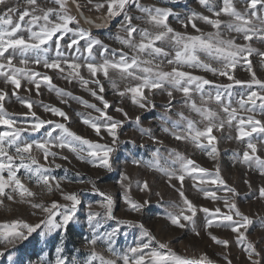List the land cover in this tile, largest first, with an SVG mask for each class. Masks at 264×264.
I'll list each match as a JSON object with an SVG mask.
<instances>
[{
	"label": "snow or ice",
	"instance_id": "snow-or-ice-1",
	"mask_svg": "<svg viewBox=\"0 0 264 264\" xmlns=\"http://www.w3.org/2000/svg\"><path fill=\"white\" fill-rule=\"evenodd\" d=\"M6 2L7 0H0V4H5ZM51 2L58 7L44 9L39 7L38 0H25L27 5L32 6L31 11L25 9L23 12H19L16 22L9 15V13H17L16 8H8L7 11L0 14V78H3L2 82L5 85L13 86L11 96H15L17 101L27 109V112L23 113L25 119L21 123L5 111L4 101L9 97V93L4 89H0V125L5 127L4 131H0V198H6L7 201L14 203H29L33 209H38L45 214L36 224H29L23 220H14L0 225V243H4L5 247H7L8 245L25 241L38 229L41 230V236L50 235L58 230L66 231L70 222H73L74 217H76L78 205L81 203L78 193L63 191L61 182L51 175V164H54L56 168L61 167L59 164H55L56 158L68 160V157L61 155L60 151H52V149L61 151L66 149L68 152L75 154L77 159L94 167L103 168L109 172L113 170L111 157L114 152L113 147L94 143L83 138L71 131L66 123L40 118L33 111V102L22 99L18 95V91L22 87V81H25L27 85L34 86L37 95H40V88L43 84L48 87L50 92H55L61 103H67L65 98L77 99L72 97L71 93L57 88L52 83L51 76L41 74L39 71L29 67L30 64H34L37 67L42 66L48 70H55L59 73H67L62 78L66 79L68 83H72L74 78L77 79L81 86L88 90L91 96L103 106L102 108L97 107L96 104L81 100L80 102L85 107L99 113V116L95 118H82V123L91 128L97 136H101V128H103L111 136L113 144L118 140L117 129L122 126L123 121L117 120L107 112L111 105L102 95L105 87L99 78L101 75L114 89L117 85L115 79L110 76V72H114L121 79L131 78L139 81L134 86L126 87L123 91H118L116 94L121 98L126 95L130 96L131 103L140 109H151L156 106L149 98V95L145 94V90L149 94H153L155 90H162L169 98L168 106L165 107L166 113L171 111L174 91L183 93L189 99H191V93L195 91L200 94L202 104H207L208 101L213 99L211 93H208L206 100L204 92L205 86L213 85V82L183 71L181 70L182 68L200 69L213 75L226 77L233 83L214 85L218 89L214 99L226 114V121L219 120L218 122L217 112L209 107H197L195 101L192 100L190 104L191 111L202 117L204 121H207V125L203 129L197 128L193 120L184 117L183 113H177L181 120H186V128L176 131L180 124L179 121H174L171 124V128L163 127L162 131L171 135L177 141H190L195 147L206 151L207 155L215 158L217 148L214 146L216 137L212 135L213 130H222L225 123L231 127L233 121H236L237 135L235 138L238 141H243L246 145V150L243 152V162L248 164L249 167L254 163L259 170V174L264 176V158L257 155V144L250 139L253 133H264V121L255 118L257 114L264 115V81L257 79L254 72L250 81L234 79L231 70H234L237 64L241 62H247L250 65L251 62L248 61V57L253 54L254 49L247 44H237L233 38H224L226 31L227 33L242 34L245 41H251L253 37L264 41V15L260 14L264 10V0H243V12L237 10L234 0H222L223 6L219 10H215L211 6L210 0H198V3L209 12H212L216 19L192 12L187 15L185 20L180 22L184 28L190 25L196 32H201V29L195 23L197 20L210 25L216 30L206 36L203 34L185 35L176 32L168 23V18L174 15L170 8L145 7L140 3V0H105L107 5L105 22L107 23L112 18L123 14L121 31L126 36L121 37L118 35L116 40L133 53L129 56L127 52L121 51L119 58L112 60L104 56V53L109 50L106 45H102L99 39L94 38L90 32L82 28L70 26L78 24V21L69 14L66 7L67 0H51ZM105 3L97 4L95 6L96 10L104 8ZM129 8H134L141 15H130ZM37 11L41 12L42 15H36ZM222 14L229 19L227 21L219 19ZM25 17L29 19L26 21ZM134 20H142L159 29V31L153 34L148 29H138L133 23ZM41 21L43 23H40ZM254 21H257L258 24H255ZM20 33H27V35ZM69 34L70 39L62 45L61 42ZM136 35L140 37L139 43L135 42ZM165 40L171 44L174 51V57L166 60L167 64L173 65L172 70L169 72L159 70L160 65L164 63V60L159 58L168 57L169 52L162 47L156 46V43ZM81 41L85 43L81 45ZM97 45L102 47L101 56L104 57L99 62L93 52ZM53 51L55 52V58L49 59L48 54ZM66 51L77 54L87 53V56L84 57L83 62H80L79 55L65 58ZM145 53L149 59L142 58L141 54ZM29 54L32 56L31 59ZM112 54L115 56V50H113ZM201 54H203V59ZM258 55L264 57V53H258ZM17 59L18 64L23 65V67L14 64V60ZM213 63L218 66L214 67ZM144 65H154V67H146ZM82 68L87 70L91 79H86L81 75ZM248 70L251 72V67ZM90 83L94 84L96 88H89ZM233 84L245 86L248 89L247 92L240 94L235 107L232 106L231 97L233 93L230 91ZM219 89H223L227 93L228 103H223V94ZM24 90L30 92L32 88L25 87ZM185 106H188L187 101ZM41 107L44 112L60 117L65 122L70 120L68 114L57 107L43 104H41ZM115 111L122 114L125 119H130L123 108L116 107ZM240 113L249 115H240ZM101 118L104 122L98 123L97 121ZM161 119L165 125L168 124L169 118L167 116ZM135 123L139 127L141 123L139 116L135 118ZM42 129L44 130L43 138L40 140H29L24 136L25 133L29 135L40 133ZM57 130H59L58 134L54 136L53 133H57ZM140 131L142 135H148L154 143H162V141L157 140L152 135L150 129L140 128ZM204 140H207L208 145H212L210 150L203 143ZM34 150L42 154L43 164L32 154ZM152 156V160L143 162L144 166L151 170L162 172L172 187H175V185H172L171 182L175 180L179 182L180 189H182L185 177L192 176L193 173L201 174V184L225 185L224 180L220 178L218 168L214 178L206 179V170L204 168L197 166L194 160L186 159L178 152H169V156L174 159L168 167L160 165L161 154L159 149H156ZM49 158H51V161ZM132 163L140 166L142 162L133 159ZM21 169L24 170V178L30 183H34L38 187L42 186L47 194H52L54 190L59 191L62 200L67 203L62 204L53 200L50 204H44L28 199L34 198L36 193L22 182L21 177L18 175ZM5 173H7L6 176ZM126 180H129L126 175L121 177V187L125 189L124 203L128 205L131 211L141 212L148 201L143 203L132 201L127 194L130 184H124ZM88 183L92 184V191L102 197L100 207L105 210L103 214L90 211L87 215V224L92 232L87 244L90 246L91 251L83 262L75 257L69 262L62 255L64 248L61 244L55 250L56 257L52 264H211V261L207 260L206 257H201L200 259L182 257L173 252L166 243L157 242L155 237L142 224H133L125 221H117V223H126L128 227H138L141 238L135 243V246L129 247L126 252L117 253L113 243L119 229L114 228L103 236L98 232L101 227V219H98V217L108 220L115 219L113 215V199L106 192L97 188L94 182L88 181ZM245 183L248 184L249 182L246 180ZM249 187H251L250 184ZM180 189H177V191L179 192L182 205H171L170 207L176 208L178 211L168 212L166 218L178 228H185V222H191L193 232L199 235L193 220L197 209ZM140 190L150 191L147 181L143 182ZM224 190L231 192L233 196L238 195L235 189L225 187ZM199 191L203 192L205 198L216 199L214 191L205 189H199ZM17 194L19 196L18 200L16 198ZM259 197L264 199V187L259 188ZM225 204L230 214L221 215L219 208L214 211L206 207L200 209L208 217L205 228H211L214 225L228 228L233 233H237L238 242L244 244L246 236L240 230L244 229L247 231L252 221L239 211L235 203H229L225 200ZM3 206L4 199H0V207ZM89 207L91 208V205ZM57 217L60 219H57ZM217 219H219L220 223H216ZM209 235L214 243L222 245L224 248L228 247L227 240H221L211 233ZM105 240L107 243L106 250L113 258H105V256L95 250L98 241ZM244 251L250 264H260V261L255 259L260 254L256 251L253 243L248 242L244 247ZM3 255L4 252L0 251V256ZM9 260L11 261L10 255ZM228 264H231V261H228Z\"/></svg>",
	"mask_w": 264,
	"mask_h": 264
},
{
	"label": "rangeland",
	"instance_id": "rangeland-1",
	"mask_svg": "<svg viewBox=\"0 0 264 264\" xmlns=\"http://www.w3.org/2000/svg\"><path fill=\"white\" fill-rule=\"evenodd\" d=\"M75 5H79L78 9L89 19L100 23L103 27H87L76 14L75 7L71 0H67V10L70 15L76 18L78 24L70 25L71 27H79L91 33L94 38L99 39L102 45H106L108 52L104 53L109 60L118 59L120 52L124 51L131 56L133 53L124 48L117 40L116 37L126 36L121 31V25L123 23V14L118 15L107 23L105 22L107 5L105 0H72ZM105 3V7L96 10V5ZM140 3L145 7H167L174 13L173 16L168 18V23L171 28L176 32L185 35H207L210 32H215L210 25L205 24L202 21H195L197 26L201 29V32H196L190 25L184 28L180 21L185 20L187 15L192 12H197L202 15L208 16L212 19H216L212 12H209L205 7L198 3V0H140ZM40 8H56L57 5L53 4L51 0H38ZM211 6L215 10H219L223 4L222 0H210ZM237 10L243 12L244 4L243 0H234ZM8 8H16L17 13H9L13 21L18 20V13L23 12L25 9L31 11L32 6L25 3V0H7L5 4H0V14L7 11ZM129 14L133 16H140L141 13L136 12L134 8H129ZM36 15H42L37 11ZM261 15H264V10L261 11ZM179 17V19H177ZM29 18L25 17L27 21ZM54 19V17H53ZM222 21H227L229 18L223 14L219 17ZM40 23H43L42 21ZM133 23L138 29H148L151 33L155 34L159 29L154 28L152 25L145 23L142 20H134ZM258 24L257 21H254ZM223 28V25H222ZM27 35V33H20ZM225 39L233 38L237 44L250 45L254 51L251 56L248 57V61L237 64L234 70H231V74L234 79L241 81H250L251 75L254 72L257 79L264 81V57L258 55V53H264V41H260L253 37L251 41L243 40L242 34L227 33L224 34ZM70 39V34L62 41V45ZM140 37L136 35V43H139ZM81 45L85 42L81 41ZM156 46L164 48L169 52L168 57H161L164 63L160 65V69L165 72L172 70L173 65L167 64L168 58L174 57V51L171 44L165 41H158ZM113 50H115V56H113ZM103 51L100 45L95 46L93 49L96 60L102 61L104 58L101 56ZM7 55V54H6ZM80 56V62H83L87 53L77 54L75 52H65V58L69 56ZM143 59H149L147 54H141ZM49 59L55 58V52L48 54ZM29 58L32 56L29 54ZM203 59V54H201ZM14 64L19 67L23 65L18 64V59L14 60ZM146 67H154V65H144ZM213 66H218L213 63ZM29 67L39 71L41 74H46L52 77V83L59 89H63L66 92L72 94V97L77 99L65 98L67 103H61L60 98L56 96L55 92H50L46 85L41 86L40 95L36 94L34 86L27 85L25 81H22V87L18 91V95L22 99L31 100L33 102V111L37 116L45 120H53L66 123L71 131L82 136L83 138L92 141L94 143H100L109 145L114 148V152L111 154L113 162V170L111 172L94 167L93 165L81 161L76 158V155L65 150L52 149V151H60V154L67 156L68 160L56 158L55 164H59L61 167L56 168L54 164H51V175L61 182V188L65 192L78 193L81 201L78 205L76 217L73 222L67 227V230H58L50 235L41 236L40 229L34 232L27 240L16 243L14 245H8L5 247L4 243H0V251L4 252L3 256H0V264H52L56 257V248L63 246L64 252L62 255L70 262L73 257L83 262L89 252L91 251L87 241L91 237L92 232L87 224V215L91 212H98L103 214L104 209L100 207L102 197L92 191V184L88 181L95 183L96 187L101 191L106 192L113 199V215L115 219L108 220L101 219V227L98 232L101 236L105 233L112 231L114 228L119 229L117 235L114 238L113 247L117 253H124L129 247L135 246V243L140 240V229L138 227H128L126 223H117V221L131 222L133 224H142L144 228L149 231L157 242L166 243L168 247L176 254L189 258L200 259L206 257L211 261V264H250L248 257L244 251V247L248 242L255 245L256 251L260 254L255 259L260 261V264H264V199L259 197V188L264 187V176L259 174V170L253 163L251 167L243 162V152L246 150V145L243 141H238L235 137L236 121H233L231 127L225 123L222 130H213L212 135L216 137L214 146L217 148L215 158L207 155L206 151L197 148L190 141H177L171 135L162 131L163 127L171 128V124L174 121H179L180 127L176 131H180L186 128V120H181L177 113H183L184 117L193 120L197 128L203 129L207 125V121H204L195 112L191 111L190 104L194 100L197 107H209L218 113L219 120L227 119L226 114L221 110L219 104L216 103L214 97L217 92L216 84H230L226 77L213 75L210 72H205L200 69H192L184 67L181 70L190 72L193 75L201 76L213 82V85H206L205 99L207 100V94L211 93L213 99L208 101L207 104H202L200 100V94L193 91L191 93V99L185 97L181 92H173L171 111L165 112V107L168 106V96L162 90H155L153 94H149L145 90V94L149 95V98L155 103V108L140 109L131 103L130 96L126 95L121 98L116 93L123 91L126 87L134 86L139 83L131 78L121 79L114 72H110L115 81L117 87L114 89L107 80L101 75L99 78L104 84L105 91L102 93L104 98L109 102L111 107L107 109L109 115L115 117L117 120L123 121L121 127L117 129L118 140L115 144L112 143V138L107 132L101 128V136H97L96 133L87 125L82 123V118H95L99 116V113L93 109L85 107L80 101H87L88 103L96 104L97 107H103L99 101L95 100L90 92L83 88L77 79H73L72 83H68L65 76L67 73H59L55 70L44 69L42 66L37 67L34 64H30ZM251 67V72L248 70ZM81 75L86 79H91L86 69H81ZM3 78H0V89H4L9 93V97L4 101V108L15 119L23 123L25 117L23 113L27 112L16 99L15 96H11V85H5L2 82ZM25 87H30V92L25 91ZM89 88L95 89L94 84H89ZM255 90V89H253ZM98 91V89H97ZM222 92L223 103H228L227 93L223 89H219ZM230 91L233 93L231 97L232 106H237V101L241 93H245L248 89L245 86L233 84ZM187 101L188 106H185ZM41 104L47 106L57 107L65 111L70 120L65 122L60 117L53 116L51 113L44 112ZM116 107L123 108L128 113L130 119H125L122 114L115 111ZM240 115H249L246 113H240ZM140 117V125L137 127L135 118ZM167 116L168 124L165 125L162 117ZM256 119L264 121V115L257 114ZM103 123V119L97 121ZM140 128L150 129L153 136L162 143H154L148 135H142ZM5 127L0 125V131H4ZM53 133V135H57ZM42 129L40 133L28 134L25 133V138L29 140H40L43 138ZM103 137V138H101ZM250 139L257 144L258 152L261 158H264V133H253ZM203 143L210 150L212 145H208L207 140ZM142 145V147H141ZM160 150L161 159L160 165L162 167H168L173 157L169 156V152H178L186 159H192L195 164L206 170V179H212L216 175L217 168L219 169L220 178L225 182V185H213V184H201L200 173H193L192 176H186L183 184V188L180 189L178 181L173 180L171 182L175 187L170 186L167 177L158 171H154L144 166L143 162H147L153 159L152 153L156 150ZM250 152V150H249ZM41 164L44 163L42 154L37 151L32 153ZM141 161V165L137 166L132 163V160ZM51 161V158H49ZM167 162V163H166ZM18 163V161H17ZM178 166V165H173ZM7 173H5V176ZM22 182L31 191L36 193L33 202L50 204L51 201L56 200L60 203H67L61 198L59 191L54 190L52 194H47L44 189L36 186L34 183H30L26 180L24 170L18 173ZM126 175L129 180L124 181L125 185H129L128 196L132 201L143 203L148 201L141 212L131 211L124 203L125 189L121 187V177ZM249 183L246 184L245 181ZM147 181L150 186V191H141L140 188L143 182ZM54 183V181H53ZM249 184L251 187H249ZM235 189L238 195L233 196L231 192H227L224 188ZM177 189L182 190L185 196L196 207V215L193 217L195 223V229L199 232L196 235L192 228L191 222H185V228H178L171 224L166 218L168 212L178 211L176 208L170 207L173 204L182 205L181 198ZM199 189H205L208 191H214L216 193V199L205 198L203 192ZM7 191V190H6ZM17 200L19 196H16ZM4 199V206L0 207V225L10 223L14 220H23L29 224L38 223L45 215L38 209H33L29 203H14ZM225 200L229 203H235L241 213L248 216L252 223L248 226L247 231L241 229L240 231L246 236V241L241 244L237 240V233H233L230 229L224 227L205 228L207 223V214L200 211L201 208H208L211 211L220 209V214H230L229 209L225 204ZM91 205V208L89 207ZM35 213V214H34ZM57 219H60L57 217ZM216 223H220L217 219ZM227 223V222H225ZM209 233L215 235L221 240L228 241V247L224 248L222 245L214 243ZM155 246V245H154ZM107 243L105 241H98L95 250L105 256V258H113L107 252ZM166 251V250H165ZM11 256V261L9 260ZM43 258V260H42Z\"/></svg>",
	"mask_w": 264,
	"mask_h": 264
},
{
	"label": "water",
	"instance_id": "water-1",
	"mask_svg": "<svg viewBox=\"0 0 264 264\" xmlns=\"http://www.w3.org/2000/svg\"><path fill=\"white\" fill-rule=\"evenodd\" d=\"M71 2L73 3L75 10H76V14L79 17L80 21H82L88 28L89 27H103L100 25V23H97L89 18H87L79 9L78 7L75 5V3L71 0Z\"/></svg>",
	"mask_w": 264,
	"mask_h": 264
}]
</instances>
